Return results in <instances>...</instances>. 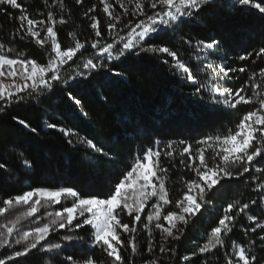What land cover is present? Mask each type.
Here are the masks:
<instances>
[{
    "label": "snow or ice",
    "instance_id": "6c2138e0",
    "mask_svg": "<svg viewBox=\"0 0 264 264\" xmlns=\"http://www.w3.org/2000/svg\"><path fill=\"white\" fill-rule=\"evenodd\" d=\"M45 3L48 8L46 18L33 19L18 0H0V13L19 24L14 38H31L36 45L47 48V62L40 63L26 58L23 53L13 54L12 47L0 43V112L52 91L54 84H68L77 78L87 80L92 72L101 68L119 77L123 73L114 71L108 63L129 54L139 57L141 53L170 57L171 62L166 58L162 62L170 63L171 68L191 85H198L196 94L205 99L203 94L206 93L211 105L230 109L241 104L253 107L243 114L234 128L204 136L195 141V146L186 139L168 140L163 145L156 140L152 146L137 153L122 178L113 182L103 194L76 185H60L35 186L7 198L0 197V249L10 250L0 258V264H19L18 258L27 257L34 250L48 254L45 264H96L90 256L76 259L71 254L62 255L80 247L85 240L89 242V248H99L113 264H124L120 253L125 247L122 235L129 236L127 246L135 256L138 254L136 237L142 227L148 235L147 251L153 253V226L161 233L159 252H170L174 256L176 250L166 247L168 241L181 238L185 227L202 213L209 197L225 187L224 182L239 180L245 174H251V182L245 186L254 184L252 191L257 193V198L228 203L216 226L207 233L205 242L192 255L207 257L217 249H226L224 264H264V259L253 252L256 247L264 251V68L250 74L241 87L233 89L222 82L231 78V73H245V67L209 63L206 67L210 72L201 81L189 63L180 58L178 51L167 43H149L161 34L174 31L184 21L195 19L205 7H212L214 0H116L122 12H117L110 0H99L100 10L107 17L110 42L104 39L101 21L96 15H90L97 11V5H93L84 15L91 21L89 26L95 39L81 42L69 32L74 46L68 47H62L56 30L57 24L68 23L64 0H51L50 4L45 0ZM75 3L82 5L83 0H75ZM57 6L59 18L52 10ZM230 6L238 10L254 9L264 19V0H232ZM9 8L19 10L20 14L13 16L7 11ZM40 15L44 16V13ZM129 15L134 19L118 27ZM136 17L141 19L135 20ZM89 43L94 53L77 64L75 58L78 54L83 56L81 50H86ZM183 43L204 53L205 57L221 46V40L216 38L197 40L194 44L191 39H186ZM253 56L264 58V45L237 58L248 61ZM65 66L72 69L66 77L61 75ZM5 80L9 82L5 83ZM248 89H251L250 95ZM67 99L80 104L71 91ZM13 119L22 128L36 131L24 119L15 116ZM48 127L62 133L69 144L73 143L71 137H77V143L91 149L98 160L110 159L102 146L91 138L79 136L73 128L55 123ZM177 159L181 171L186 169L194 176L181 177L178 191L182 195L174 201L177 210H167L166 206L173 204V200L169 188L170 168L163 161L173 162L172 167H176ZM24 164L31 167L27 160ZM5 168L6 165L0 163V169ZM56 206L60 207L57 209ZM125 215L131 223L124 221ZM241 217L248 221L247 225H240L248 236L247 243L231 240L230 234ZM84 229L89 230L87 237L80 235ZM58 233H62L59 240L49 239ZM249 233L253 235L249 236ZM128 264H134L131 257ZM145 264H159V258L146 260Z\"/></svg>",
    "mask_w": 264,
    "mask_h": 264
},
{
    "label": "trees",
    "instance_id": "16d2710c",
    "mask_svg": "<svg viewBox=\"0 0 264 264\" xmlns=\"http://www.w3.org/2000/svg\"><path fill=\"white\" fill-rule=\"evenodd\" d=\"M18 2L31 18H46L48 8L45 0ZM64 2V15L68 23L56 25L62 47L74 46L69 32L74 33L81 42L95 39L89 26L91 21L84 15L93 5H97V11L90 15H96L101 21L104 39L110 42L107 17L100 10L102 6L99 0H83L82 5H77L75 0ZM110 3L117 12H122L116 0H110ZM231 3L227 0L214 1L212 7H205L195 19L184 21L174 31L161 34L149 43H167L178 51L180 58L189 63L201 81L210 72L206 67L209 63L225 67L243 66L247 69L245 73H231V78L222 82L233 89L241 87L250 74L264 68V58L253 56L248 61H239L237 58L264 45V19L254 9L238 10L231 7ZM52 10L57 12L59 18L58 6ZM7 11L13 16L20 14L19 10L9 8ZM40 13H44V16ZM133 19L129 15L118 27ZM139 19L141 17L135 18ZM18 27L16 20L0 13V43L12 47L13 54L23 53L26 58L46 63L47 48L36 45L31 38H14ZM208 38L221 40V46L207 57L183 43L186 39H191L194 44L197 40ZM81 51L83 56L78 54L75 58L77 64L95 50L91 49L89 43L86 44V50ZM164 58L171 62V58L165 54L141 53L139 57L129 54L116 63H108L114 71L123 73L119 77L101 68L92 72L87 80L72 85L54 84L52 91L0 112V163L6 165L5 169H0V197L7 198L30 187L60 185H76L103 194L113 182L122 178V173L130 168L137 153L152 146L156 140H160L163 145L168 140L186 139L195 146V141L204 136L234 128L243 114L253 107L241 104L236 109H230L209 104L207 94L204 93L205 99H201L195 91L198 85H191L183 79L180 73L171 68L170 63L164 64ZM71 71V67L65 66L61 75L66 77ZM255 78L259 79L258 76ZM69 91L79 99V105L67 99ZM248 94H251V89H248ZM14 116L27 121L36 131L22 128L15 122ZM50 123L71 127L79 136L93 139L98 146L103 147L110 159L98 160L97 154L77 143L75 136L71 137L73 143L69 144L62 133L48 127ZM208 155H211L210 151ZM25 160L30 162L31 167L25 166ZM163 162L170 168L169 188L173 200V204L166 206V209L177 210L174 201L182 195L178 191L181 187L179 181L182 176L191 178L194 173L186 169L182 172L179 159L174 162L176 167H172L173 162L168 160ZM250 182L251 174H245L239 180L224 182L225 187L209 197L202 213L185 227L181 238L168 241L166 247L175 248L174 256L170 252H159L161 233L154 226L153 253L147 251L148 235L142 227L136 237L138 254L135 256H132L131 248L127 246L129 236L122 235L125 247L120 249V253L124 264H128L130 257L134 264H145L146 260L153 258H159V264H224L226 249H217L207 254V257L193 256L192 253L205 242L207 233L216 226L228 203L236 199L247 202L249 198H257V193L252 191L255 185L245 186ZM59 207L56 206L57 209ZM123 219L131 223L126 215ZM241 224H248L246 218L239 219L237 227L230 234L231 240L247 243L248 236L241 230ZM88 234V229L80 231L81 236L87 237ZM60 235L62 233L53 234L49 239L56 242ZM231 240L228 241L229 247ZM9 251L0 249V258L9 254ZM253 252L264 259V251L259 247L254 248ZM68 254L76 259L90 256L96 264H113L99 248H89L87 240L80 247L62 253ZM18 259L19 264H45L49 257L34 250L27 257Z\"/></svg>",
    "mask_w": 264,
    "mask_h": 264
},
{
    "label": "rangeland",
    "instance_id": "374dc122",
    "mask_svg": "<svg viewBox=\"0 0 264 264\" xmlns=\"http://www.w3.org/2000/svg\"><path fill=\"white\" fill-rule=\"evenodd\" d=\"M214 1H217V0H214ZM227 1H232V0H227ZM93 54V53H92ZM123 58V57H122ZM116 62H118V61H111L110 63H116ZM106 63H108V62H106ZM81 80H84V79H81V78H77L76 80H71V81H69V83L68 84H65V85H72V84H75V83H77V82H79V81H81ZM9 81H7V80H5V83H8ZM17 82H19V81H17Z\"/></svg>",
    "mask_w": 264,
    "mask_h": 264
}]
</instances>
